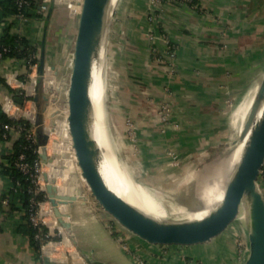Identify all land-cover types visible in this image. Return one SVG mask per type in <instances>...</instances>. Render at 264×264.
<instances>
[{"label": "crops", "instance_id": "obj_1", "mask_svg": "<svg viewBox=\"0 0 264 264\" xmlns=\"http://www.w3.org/2000/svg\"><path fill=\"white\" fill-rule=\"evenodd\" d=\"M51 3L53 9L46 30L44 17L10 15L0 21V34L5 23L14 21L11 31L27 37L33 44L40 45L45 36L44 76L49 67H55L56 58L61 57L62 80L66 84L80 10L70 11L62 2L49 0ZM127 7L123 18L126 46L123 82L127 111L133 121L143 133L154 138L152 142L164 146L218 141L222 138L220 134L229 128L223 101L237 91L240 69L256 67L254 60L264 50V0H127ZM0 73L24 95L36 88L37 66L31 68L26 60L3 58ZM263 75L264 66L261 74L257 73L256 89ZM9 97L13 99L6 113L9 117L35 116L34 91L20 102L17 95L0 83L4 111V102ZM161 102L172 108L167 119L158 108ZM12 137L16 138L17 133L12 132ZM11 146L12 140L0 137V162H5L3 154ZM9 188L10 179L0 167V264H88L54 216L51 202H44L42 208L50 228L60 239L53 253L56 258L43 254L40 243L37 247L21 229L26 222L21 196L9 193L2 198ZM93 205L75 200L59 207L71 223L70 233L78 246L94 248L95 256L107 264L243 263L246 232L239 214L204 241L151 242L116 218L123 228L112 232Z\"/></svg>", "mask_w": 264, "mask_h": 264}, {"label": "water", "instance_id": "obj_2", "mask_svg": "<svg viewBox=\"0 0 264 264\" xmlns=\"http://www.w3.org/2000/svg\"><path fill=\"white\" fill-rule=\"evenodd\" d=\"M98 5L99 0L81 1L72 65L68 83L63 85L68 104L67 122L71 147L81 168V175L91 188V195L124 227L151 242L187 244L204 241L220 232L239 214L246 232V249L242 264H264V192L258 183L264 165V75L254 93L245 124L239 134L244 151L241 157L220 179L206 185L188 199L173 206L163 204V216L151 213L111 186L107 177L110 176V165L97 138L93 83ZM52 9L53 3L46 13L44 30L47 28ZM107 27L108 20L104 24L105 34ZM41 45L37 64L38 83L45 73V36ZM16 99L22 102L21 99ZM33 99L36 106V138L42 146L40 157L44 164L52 163L53 155H48L45 150L49 136L41 127V103L37 93ZM261 106L262 115L255 123ZM43 177L54 216L69 234L74 245L76 244L78 252L88 264H107L95 256L94 248L78 246L70 233L71 223L59 207L61 203L75 200L90 205L82 186H78L73 194L62 193L52 183L53 180L49 179L47 172H43Z\"/></svg>", "mask_w": 264, "mask_h": 264}, {"label": "rangeland", "instance_id": "obj_3", "mask_svg": "<svg viewBox=\"0 0 264 264\" xmlns=\"http://www.w3.org/2000/svg\"><path fill=\"white\" fill-rule=\"evenodd\" d=\"M127 8V0L113 1L106 31L108 35L104 43L101 61L102 80L99 79L100 85L103 87V94L97 96L96 104L99 112L102 113L101 120L108 140L114 146L120 159V165L129 178L150 190L155 191L158 188L164 190L167 187L168 180L166 178H169L170 175L176 176L185 167L203 160L208 161L210 164L224 156L237 152L242 147L239 134L245 124L246 113L249 111L252 101L251 97L256 89L257 73L260 72L261 74L264 66V50L259 53L258 59L254 60V62H257L256 67L249 65L240 69L241 73L236 78L239 83L237 91L233 87L235 89L232 92L233 94L228 95L226 100L223 101L222 109L224 114L227 115L229 128L226 129V132L220 134L222 138L214 142H197L194 146H188L187 144L164 146L160 142H152L154 138L143 133L133 121L134 119L129 111H127V95L123 82L125 66L123 51L126 47L123 18L124 13L128 10ZM60 60L61 57L56 58L55 67L49 65L51 67L48 68L45 76L41 78V82L36 83L34 90V95L38 94L41 103V127L49 136L47 139L48 147L45 150L48 155H53V158H55V162L46 163L43 169L48 171L49 179L53 180L52 183L59 192L66 193L82 186L87 201L90 204L91 201L96 203L97 208L95 210L97 214L115 233L123 227L91 195V188L81 175V168L76 162L72 147L70 148L71 136L67 122L68 104L63 88L64 82ZM97 70H100L98 66ZM98 76L100 78L101 75L98 74ZM234 96L238 98L234 99ZM158 108L163 112L164 119L170 117L172 108L168 103L161 102ZM235 112H238V114H234ZM229 169L214 181L220 179ZM212 180L209 178L210 183H212ZM258 183L262 188L259 179ZM202 188H196L192 192L187 191L184 194H181V188L180 195L176 193L175 197L177 198L165 200L162 204L173 206L179 201L188 199Z\"/></svg>", "mask_w": 264, "mask_h": 264}, {"label": "trees", "instance_id": "obj_4", "mask_svg": "<svg viewBox=\"0 0 264 264\" xmlns=\"http://www.w3.org/2000/svg\"><path fill=\"white\" fill-rule=\"evenodd\" d=\"M43 0H0V21L10 15H15L19 18H33L44 17L40 11V5ZM51 5V4H50ZM50 5L47 12L49 11ZM14 21L4 24L3 30L0 34V51L2 52V58L15 57L23 59L28 64H38V57L41 50V44H33L30 39L25 36L13 33L11 27ZM0 83L7 88L13 95H17L22 101L28 97L24 95L21 90L12 88L6 81L5 77L0 73ZM2 100L0 101V137L4 140H12V146L10 151L3 154L5 162H0V167L4 175L10 179V190L3 194L2 198L9 196V193H17L21 196L23 201L26 222L21 227L23 231L36 242L38 247L39 240L35 238V234L44 233L47 231L45 226H34L28 219V208L31 204V197L36 200H42L45 198V192H31L30 189H34V183L31 180V176L24 173L17 165L16 160L20 154H24V161L32 164L35 159L39 158L37 148L39 145L37 138L31 140L27 138L26 133L31 129V122L24 117L11 118L3 110ZM12 132L17 133V137L13 139ZM263 191H264V167L261 169L259 176Z\"/></svg>", "mask_w": 264, "mask_h": 264}, {"label": "bare ground", "instance_id": "obj_5", "mask_svg": "<svg viewBox=\"0 0 264 264\" xmlns=\"http://www.w3.org/2000/svg\"><path fill=\"white\" fill-rule=\"evenodd\" d=\"M113 1L114 0H99L97 16H96V24H95V67H94L93 98L95 105V127L97 131V138L106 153L107 160L110 165L109 167L110 169L108 168V173L110 174V176L107 175V177L109 179L111 186L116 190H118L120 193L126 194L131 201L142 206L144 209L148 210L149 212L159 216H163L165 213L164 208L162 206L163 201L177 198L175 196L177 194L180 195L181 192H182L181 194H184L187 191L192 192L196 188L197 189L200 187L202 188L210 184L211 181L209 182V178L213 179L212 182L215 179L219 178L228 168H230L241 157L244 151L242 148H240L237 152H234L228 156H224L219 160L212 162L210 164L208 161L205 162V160H203L198 162L197 164L191 165L189 167H185V169L182 172L178 173V175L176 176L170 175L169 178L168 177L166 178V180L168 181H167V187L164 190H162L161 188L160 189L158 188L155 191L150 190L144 186H141L133 182L129 178L127 173L120 165V159L118 158L115 152L114 146L108 140L106 130L103 127V123L101 120L102 113L99 112V108L97 107L96 104L97 96L103 94V87L100 85L101 83L99 82V79L102 80L101 61L103 58L104 43L108 35L107 33L105 34L104 32V24L107 20H109L110 10ZM97 66L98 69L100 70H97ZM98 74L101 75L100 78ZM262 112H263V106L260 107L259 111L256 114L255 123H257V121L260 120Z\"/></svg>", "mask_w": 264, "mask_h": 264}, {"label": "built area", "instance_id": "obj_6", "mask_svg": "<svg viewBox=\"0 0 264 264\" xmlns=\"http://www.w3.org/2000/svg\"><path fill=\"white\" fill-rule=\"evenodd\" d=\"M54 2H62L65 4L66 8H68L70 11L76 10V8L81 7V1L82 0H52ZM155 2H159L161 0H154ZM49 7V0H43L42 4L40 5L39 11L45 15ZM2 52L0 51V60H2ZM31 68H35L37 65L34 63L29 64ZM33 90L30 92H26L25 96L28 98L33 95ZM10 104H13L12 97H9L6 99V102H4V109L5 112L9 110ZM6 106V107H5ZM31 122V129L26 133L27 138L31 140H36V124L34 121V114L33 116H30L27 118ZM71 148V146H70ZM37 151L39 153V158L35 159V161L32 164H29L28 162L24 161V154H20L18 159L16 160V165L24 172L31 176V180L34 183V189H30L31 192H39V191H45V185L46 181L43 177L44 172V163L41 160L40 153L42 151V146H38ZM44 202H50L47 193L45 194V198L42 200H36L34 197H31V204L28 208V219L34 226H45L47 228V231L44 233H37L35 234V238L39 240L41 249L43 254H46L52 258H56L53 256V253L57 250L55 248L56 242L59 241V234H57L55 231H53L49 226V221L46 217V212L42 208V204ZM94 204L97 208V205L95 202L91 201V204ZM61 230V229H60ZM60 233V232H59ZM61 234V233H60ZM64 235V234H63ZM63 237V236H62ZM65 237V235H64ZM123 246L128 249L127 242L123 240ZM244 250L246 249V243L243 245ZM140 261V260H139Z\"/></svg>", "mask_w": 264, "mask_h": 264}]
</instances>
